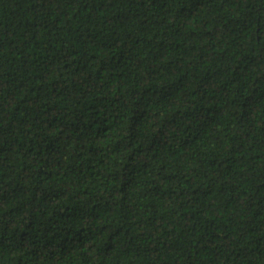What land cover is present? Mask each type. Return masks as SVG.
Here are the masks:
<instances>
[{"label":"trees","instance_id":"obj_1","mask_svg":"<svg viewBox=\"0 0 264 264\" xmlns=\"http://www.w3.org/2000/svg\"><path fill=\"white\" fill-rule=\"evenodd\" d=\"M0 264H264V0H0Z\"/></svg>","mask_w":264,"mask_h":264}]
</instances>
